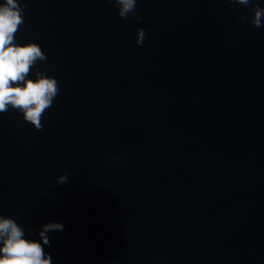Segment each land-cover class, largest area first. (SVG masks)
I'll list each match as a JSON object with an SVG mask.
<instances>
[{
    "label": "water",
    "instance_id": "obj_1",
    "mask_svg": "<svg viewBox=\"0 0 264 264\" xmlns=\"http://www.w3.org/2000/svg\"><path fill=\"white\" fill-rule=\"evenodd\" d=\"M18 2L15 42L47 57L26 79L61 91L41 131L0 114V215L38 242L62 224L52 264H264V27L237 19L251 5L138 0L137 23L106 0Z\"/></svg>",
    "mask_w": 264,
    "mask_h": 264
},
{
    "label": "clouds",
    "instance_id": "obj_2",
    "mask_svg": "<svg viewBox=\"0 0 264 264\" xmlns=\"http://www.w3.org/2000/svg\"><path fill=\"white\" fill-rule=\"evenodd\" d=\"M229 4L242 7L251 5V17L239 13L237 19L247 20L253 28L264 27V8L253 0H226ZM117 8L120 19L141 22L137 14L138 0H106ZM24 24V8L18 0H3L0 3V114L11 108L22 115L24 122L34 130L43 128L42 118L45 112L53 107L55 98L60 94L58 81L35 71V79H26L38 62L45 61L46 55L35 43L19 45L15 35ZM147 38L145 29L136 30L134 43L142 46ZM69 182V176L62 174L57 177L56 185L62 186ZM64 231V226L56 222L42 225L37 233V240L25 238V227L14 219L0 215V264H52V257L45 252L50 246L49 234ZM28 234L33 232L27 227Z\"/></svg>",
    "mask_w": 264,
    "mask_h": 264
}]
</instances>
